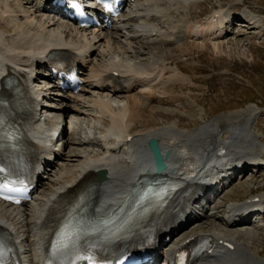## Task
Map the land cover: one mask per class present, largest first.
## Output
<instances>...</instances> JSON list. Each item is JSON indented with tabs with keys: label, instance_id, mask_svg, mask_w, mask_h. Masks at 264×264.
Instances as JSON below:
<instances>
[{
	"label": "bare ground",
	"instance_id": "1",
	"mask_svg": "<svg viewBox=\"0 0 264 264\" xmlns=\"http://www.w3.org/2000/svg\"><path fill=\"white\" fill-rule=\"evenodd\" d=\"M12 3V0H0V79L14 78L20 91L23 89L28 95L30 115L24 117L16 112L11 118L37 150L33 151L36 171L32 180L38 184L33 186L30 203L13 206L0 201V228L7 229L13 237L22 263L44 264L48 243L41 240V223L47 207L61 191L76 190L94 172L104 170L106 178L98 184L99 200L93 210L97 218L107 217L154 164L148 141L157 138L163 152H170L166 173L174 172L188 182L184 190L169 199L167 206L177 207L186 193L203 182L217 188L214 196H205L189 207L190 214H199L201 221H216L212 222L213 228L202 230L213 238L216 248L212 254L202 256L198 264H264V257L254 251L252 244L261 239L264 230L260 219L252 220L257 213H264V194L256 195L258 201L251 199L226 206L224 216L218 215L221 205L217 202L224 189L233 184L234 179L229 183L227 180L234 174L247 173L252 166L259 167L258 173L264 169L262 139L256 140L250 129L256 117L254 109L249 107L230 115L233 120L225 126L214 119L200 133L196 132L198 129L184 131L171 123L140 130L128 139L130 128L152 100L156 103L155 108L151 106L152 114L183 115L172 106L180 104L175 97L184 100L189 96L172 94L162 88L170 83L193 82L179 63L170 65L177 56L176 44L183 46L190 38L201 39L210 41L220 51L222 42L228 41L232 34H242L229 26L232 20L240 19V14L229 6L217 10L221 16L216 23L188 16L175 19L179 11L193 16V5L202 0H137L130 5L132 13L115 19L112 27L81 30L42 9V0H24L19 13ZM249 19L253 23H243L247 28L244 34L258 29V35L264 36V18ZM145 45L173 48L161 56L152 55L156 61L138 60L137 57L145 54L141 48ZM63 52L80 69L79 93L65 92L57 83L52 88L41 83L50 79L40 72L49 56ZM125 54L132 58L126 59ZM115 70L122 79L113 85L111 72ZM48 100L51 102L46 106ZM69 116L72 121H67ZM83 117L93 121L95 118V124L108 120L110 125L101 135L94 132V123L87 132L79 131L78 125L85 122ZM8 118L6 108L0 110V125ZM52 131L60 133L56 142ZM58 168L61 171L57 173ZM41 183L48 186L43 192L39 189ZM212 205L215 211L210 214ZM164 212L156 213L148 224L157 225ZM198 232L201 231L194 234ZM176 233L177 229L171 234ZM178 240L166 243L165 248L174 250ZM225 243H231L235 249H229Z\"/></svg>",
	"mask_w": 264,
	"mask_h": 264
},
{
	"label": "rangeland",
	"instance_id": "2",
	"mask_svg": "<svg viewBox=\"0 0 264 264\" xmlns=\"http://www.w3.org/2000/svg\"><path fill=\"white\" fill-rule=\"evenodd\" d=\"M12 2L17 10L21 9L23 6V0H12ZM230 5H233L234 9H236L243 18L242 21L241 19L235 20V22H238L235 31L242 34H233L228 38V41H223V47H220L222 50L216 51L211 43H202L201 41L193 42V40L185 43L183 46L176 45L179 46L174 52L177 56L169 63L170 65L179 63L183 71H185L195 83H171L164 87L163 90L172 94L184 93L189 95L188 101L187 96L184 97V100L183 98L175 97L177 98L175 101L180 104L172 108H176L182 112L183 115H152L151 110L148 109H151V106L155 103L151 101L150 106L145 108L147 110L143 112L142 118L134 125V132L145 130L153 126H163L174 123L178 128L184 131H194L198 129L196 132L200 133L201 128H203L206 123L217 119L220 125L222 124V126H225L224 124L233 120L229 117L230 115L251 107L259 111L255 119V124H258V127L254 125L255 134L264 140V36H257L259 33L258 29H252V33L244 34L247 28L242 24L247 23V19H244L247 14L253 12H256L260 18L264 17V0H205L192 7L191 13L193 16L189 15L187 11H184L177 13L175 19L187 16L189 18L197 17L201 19L207 17L213 10L221 6L228 7ZM145 46L141 47L145 54L137 57L138 60L154 61L155 58L152 59V55L161 56V54L173 48L169 46ZM115 55L118 56V54ZM121 55L122 54L119 55L120 58L122 57ZM125 55H127L125 56L126 59L132 58L128 56V54ZM125 58L122 60L124 61ZM129 62H131V59ZM190 103L196 105L197 109L192 108L193 106ZM69 120L72 121L70 116L67 118V121ZM84 120V123L78 125L79 131L82 130L83 132H87L94 125V132L96 135H101L109 126L108 120H103L97 124H95L97 122L95 118V121H93L90 117H85V119L83 117L82 121ZM92 123L94 124L91 125ZM260 143L264 145V142ZM98 149H100V152L102 151L100 146ZM70 164L72 165V163ZM60 171V168L56 170L57 173ZM254 173V171L250 170L248 174H244L245 178H242V174L233 181L232 185L225 189L217 200L221 205L218 215L224 214V207H226V204L243 200L251 194L264 193V171H261V175L259 174L258 178H251ZM47 187V185H42L40 189L43 192ZM213 211L214 209L210 210V213ZM212 222L216 221L204 220L199 222L197 226H192L185 235H189L195 230L213 228ZM262 232L261 239L257 240L259 238L258 235L257 241L252 242V244L254 251L264 256V230H262ZM246 242L250 243L249 239H247Z\"/></svg>",
	"mask_w": 264,
	"mask_h": 264
},
{
	"label": "water",
	"instance_id": "3",
	"mask_svg": "<svg viewBox=\"0 0 264 264\" xmlns=\"http://www.w3.org/2000/svg\"><path fill=\"white\" fill-rule=\"evenodd\" d=\"M150 147L154 151V155L156 158V164H157V170L161 171L166 168V163L164 162V157L161 153V149L159 146V143L156 139H151L150 142Z\"/></svg>",
	"mask_w": 264,
	"mask_h": 264
},
{
	"label": "snow or ice",
	"instance_id": "4",
	"mask_svg": "<svg viewBox=\"0 0 264 264\" xmlns=\"http://www.w3.org/2000/svg\"><path fill=\"white\" fill-rule=\"evenodd\" d=\"M3 188H7V185L0 186V190H2Z\"/></svg>",
	"mask_w": 264,
	"mask_h": 264
}]
</instances>
